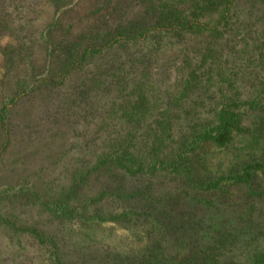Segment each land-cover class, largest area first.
I'll return each instance as SVG.
<instances>
[{
  "label": "rangeland",
  "instance_id": "rangeland-1",
  "mask_svg": "<svg viewBox=\"0 0 264 264\" xmlns=\"http://www.w3.org/2000/svg\"><path fill=\"white\" fill-rule=\"evenodd\" d=\"M139 8L138 0H0V104L14 87L22 89L19 95L28 93L13 108L8 143L0 130V189L29 186L56 200L73 185L76 173L85 170L88 153L97 149L107 134L123 130L124 111L134 109L138 97L151 107V131L156 120L168 118L176 125V134L211 120L227 101L242 105L258 98L261 111L238 110L244 133L224 150H205L206 170L202 173L215 178L264 159V3L236 2L232 19L222 26L221 42L202 41V55L211 57L205 62L192 54L198 41L186 37V55L179 48L181 42H167L155 56L152 70L145 72L139 69L147 66L139 67L137 59L142 48L130 46L117 55L125 69L107 75L104 84L92 83L100 71L101 61H95L61 86L63 49L97 39L120 22L127 27L135 21L133 15ZM54 23L57 25L52 28ZM129 56L134 58L128 60ZM192 65L200 67L201 84L191 96H182L180 77L183 73L187 77ZM31 90L34 92L29 94ZM170 187L163 184L162 189ZM255 189L264 194V176L258 177ZM247 193L248 189H238L232 197L242 203ZM260 205L264 209V200ZM122 211L115 210L107 223H94L88 214L82 224L76 223V232L86 238L72 237L73 245L67 239L71 257L66 261L104 264L103 256L108 253L122 256L125 264H130L131 255L150 241L138 233L134 217ZM40 221L51 235L64 237L52 220ZM4 232L0 228V264H56L33 240L21 236L17 243L16 236ZM248 253L250 250L240 262L247 261Z\"/></svg>",
  "mask_w": 264,
  "mask_h": 264
},
{
  "label": "trees",
  "instance_id": "trees-1",
  "mask_svg": "<svg viewBox=\"0 0 264 264\" xmlns=\"http://www.w3.org/2000/svg\"><path fill=\"white\" fill-rule=\"evenodd\" d=\"M138 1L135 21L127 27L120 22L113 28L106 27L97 39H85L84 44L81 41L63 49L61 86L95 61H101L100 71L92 83L104 84L107 75L125 69L117 55L130 46L142 48L136 57L139 67L147 66L139 69L145 72L152 70L155 56L163 52L167 42H181L179 48L186 55V37L198 41L192 54L205 62L211 57L202 55V41L221 42L222 26L232 19L234 5L240 0ZM133 58L129 56L128 60ZM198 72L200 67L192 65L187 77L181 74L182 96H191L199 87ZM12 92L0 104V130L7 143L13 108L28 94L19 95L22 89L18 87ZM241 107L259 112L263 105L258 98L242 105L227 101L211 120H202L185 133L176 134V125L168 118L156 120L151 131V107L138 97L134 109L127 107L124 111L123 130L107 134L100 146L88 153L85 170L76 173L73 185L56 200L29 186L1 188L0 211L5 213L0 215L2 233L5 230L16 236L17 243L18 237L26 236L50 253L56 264H69L67 239L86 238L76 232L78 222L82 224L88 214L94 223H107L108 218H114L115 210H123L125 216L134 217L138 233L150 241L131 255L130 264H264V209L260 205L264 194L255 189L258 177L264 176V159L215 178L202 173L206 170V149L224 150L244 133V121L238 112ZM163 184L171 185L170 189L164 191ZM238 189L249 191L242 203L232 197ZM43 218L52 220L64 237L51 235L40 221ZM90 226L95 227L93 223ZM244 242L248 243L244 246ZM248 250L247 261L240 262ZM123 258L108 253L103 256L104 264H125Z\"/></svg>",
  "mask_w": 264,
  "mask_h": 264
}]
</instances>
